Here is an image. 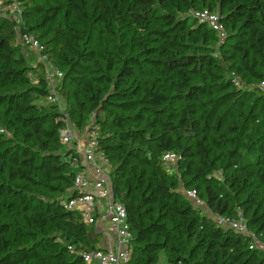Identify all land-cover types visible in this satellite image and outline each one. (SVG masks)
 <instances>
[{"label": "trees", "instance_id": "obj_1", "mask_svg": "<svg viewBox=\"0 0 264 264\" xmlns=\"http://www.w3.org/2000/svg\"><path fill=\"white\" fill-rule=\"evenodd\" d=\"M21 2L22 22L0 16V126L10 131L0 132V264H86L82 252L103 249L104 238L64 206L78 153L61 141L63 111L47 102L50 83L18 27L63 71L78 125L86 112L100 125L133 233L126 264H157L162 250L171 264H264V0ZM204 9L220 13L225 41L195 17ZM167 152L180 173L166 169ZM239 209L251 234L212 216Z\"/></svg>", "mask_w": 264, "mask_h": 264}, {"label": "built area", "instance_id": "obj_2", "mask_svg": "<svg viewBox=\"0 0 264 264\" xmlns=\"http://www.w3.org/2000/svg\"><path fill=\"white\" fill-rule=\"evenodd\" d=\"M195 17L208 25L217 33L221 42L225 41L228 32L222 22L220 13H212L208 9L194 12ZM0 16L7 17L15 22H22L23 7L21 0H1ZM18 41L34 49L41 55L42 61L47 65V79L50 81L61 80L63 71L57 67L47 53H44V45L29 31L20 30L18 27ZM233 80L237 87H242V81L233 73ZM264 88V80L260 84ZM49 102H56L55 93L51 92ZM94 115V113H93ZM60 119L64 122L60 129L61 141L64 144L73 145L77 156H73L72 164L79 167L74 177V195L64 201L68 209L80 213L87 224H95L104 236L108 237V244L103 249L97 248L82 252V258L86 264H126L132 256L130 242L133 233L128 221V212L125 204L116 197L111 179V161L100 150V139L97 128H89L79 139L74 130L69 126L66 113L63 112ZM0 132L7 130L0 126ZM178 155L167 152L163 155L166 166L174 167L178 164ZM186 196L196 206L204 207L205 202L199 197L196 189H186ZM213 218L222 226L234 229L239 233L251 234L248 221L243 209H239L235 216L212 214ZM258 242V237L252 234ZM255 245L252 244L251 247ZM264 248V243L262 244ZM72 248V247H71Z\"/></svg>", "mask_w": 264, "mask_h": 264}, {"label": "rangeland", "instance_id": "obj_3", "mask_svg": "<svg viewBox=\"0 0 264 264\" xmlns=\"http://www.w3.org/2000/svg\"><path fill=\"white\" fill-rule=\"evenodd\" d=\"M119 27L121 28L119 29ZM119 27H117L116 30H119L120 32L123 31V34L125 36H128L126 37V39L130 38L129 35L132 32V29L123 24H120ZM90 36L92 42H94V45H96L99 48L106 47L107 41H105L104 39H107V37H105V35H99L98 31H91ZM216 43L218 44L219 41H216ZM23 48L25 55H27L33 61L32 62L33 65L43 67L45 74L47 76V71H46L47 65L42 61L41 55L35 50H31L28 46H25ZM31 78L34 80L35 83H37L38 80H36L35 74H32ZM64 86L65 85L62 84L60 80L53 79L52 81H50L49 88L51 92L55 93V97H57L56 103L58 104L59 109L64 113H66L68 124L74 130L76 137L78 139L82 137L85 134V131L91 128L92 126H95L96 128H100V125H98L96 117L92 113H87V112L84 114L85 118H84L83 126L78 125V120L76 116L72 114V112H70L72 108V99L68 95L69 86L68 85H66L65 87ZM47 102H49V100H47ZM175 108L180 109V104H176ZM7 134H10V131H8ZM165 167L166 169H168V172L171 174L180 173V169L178 168L177 165L174 167H170V166H165ZM217 175L219 176V173H217ZM182 190L183 191L186 190V185L184 184L182 185ZM194 249L195 248H189V251L194 252L193 251ZM157 264H171L169 262V255L165 250H162L159 253Z\"/></svg>", "mask_w": 264, "mask_h": 264}, {"label": "crops", "instance_id": "obj_4", "mask_svg": "<svg viewBox=\"0 0 264 264\" xmlns=\"http://www.w3.org/2000/svg\"><path fill=\"white\" fill-rule=\"evenodd\" d=\"M107 238H108V237L104 236L103 241H102V245H103V246H104L105 244H108Z\"/></svg>", "mask_w": 264, "mask_h": 264}]
</instances>
